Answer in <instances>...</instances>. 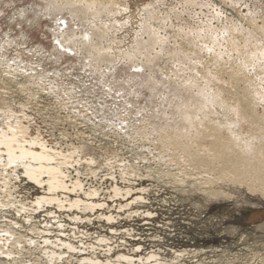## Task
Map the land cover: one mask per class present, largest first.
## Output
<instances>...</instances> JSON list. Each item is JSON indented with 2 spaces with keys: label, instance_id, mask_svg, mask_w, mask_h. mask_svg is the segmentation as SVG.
<instances>
[{
  "label": "rangeland",
  "instance_id": "374dc122",
  "mask_svg": "<svg viewBox=\"0 0 264 264\" xmlns=\"http://www.w3.org/2000/svg\"><path fill=\"white\" fill-rule=\"evenodd\" d=\"M0 106L66 186L0 153V264H264V0H0Z\"/></svg>",
  "mask_w": 264,
  "mask_h": 264
},
{
  "label": "bare ground",
  "instance_id": "6f19581e",
  "mask_svg": "<svg viewBox=\"0 0 264 264\" xmlns=\"http://www.w3.org/2000/svg\"><path fill=\"white\" fill-rule=\"evenodd\" d=\"M23 19L31 27L41 25V17L38 15L36 16L33 13L26 12ZM23 19L21 21H23ZM56 33L58 34L57 31ZM52 54V56L54 57L57 54L60 55L61 52H53ZM54 59L58 60L59 57L58 59L57 57H54ZM84 94L83 95L86 97L90 95V93L88 92ZM100 95L101 96L99 98L96 97L97 101L95 100V98L93 99L95 100L94 103H96L94 105H98V111L103 114L112 113L113 119L114 116L118 113V106L114 104V101L109 99L106 93H104V95L101 93ZM211 114L212 112H208V110L203 111L199 118V121L197 122L195 133H185L184 135L180 133L175 138L171 139V142H173L176 151L182 154H187L190 152V147L192 145L200 146L206 142L215 144L217 141H219V138H221L222 134L226 136L225 133H222V127H217L214 124V121L211 120ZM234 124H236V122L231 123V126H233ZM5 127L6 128L4 129H0V148L2 150L0 151V153H6L12 162H19L24 167L26 174L39 183H43V180L41 179L44 175H47L48 181H46L45 183L46 185L48 184L50 191H55L58 188L66 189L65 183L61 175V168L59 166H56V164L54 163L56 161H59L58 159H60L64 153L61 151H54V153L53 151L48 150L43 143L39 141L35 142L34 140H32V138L29 137L30 135L28 128L22 123H8ZM225 128L228 131L227 137L235 140L239 144L241 143L240 145L237 144L236 146L242 147L241 140H247V137H240L239 134L234 132L233 129L230 131L229 129L231 128L227 125H225ZM185 138H187V140L191 142H186ZM74 152L75 151L71 152L70 154L73 155ZM115 190L118 192V194L121 193L119 187H116ZM47 201L50 202L53 201V199L48 197L39 198L38 203L42 205V203L44 204Z\"/></svg>",
  "mask_w": 264,
  "mask_h": 264
}]
</instances>
